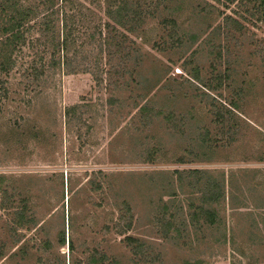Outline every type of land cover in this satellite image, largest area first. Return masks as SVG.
Returning a JSON list of instances; mask_svg holds the SVG:
<instances>
[{
  "label": "rangeland",
  "instance_id": "374dc122",
  "mask_svg": "<svg viewBox=\"0 0 264 264\" xmlns=\"http://www.w3.org/2000/svg\"><path fill=\"white\" fill-rule=\"evenodd\" d=\"M164 4L128 35L116 83L63 66L29 83L26 45L16 52L0 103V264H264V29L246 0ZM230 102L228 131L215 110ZM206 179L223 192L208 204Z\"/></svg>",
  "mask_w": 264,
  "mask_h": 264
},
{
  "label": "trees",
  "instance_id": "16d2710c",
  "mask_svg": "<svg viewBox=\"0 0 264 264\" xmlns=\"http://www.w3.org/2000/svg\"><path fill=\"white\" fill-rule=\"evenodd\" d=\"M165 1L0 0V103L8 95L6 82L16 65L15 54L24 45L28 50L26 78L29 83L40 81L60 66L69 73L91 72L100 82L116 83V80L123 79L127 73L126 60L135 48L129 43L128 35L140 38L145 33L146 21L164 11ZM222 1L227 5L236 0ZM246 1L253 5V15L264 29V0ZM94 17H97L98 24H94ZM162 23L171 30L176 27V20L171 17L164 18ZM236 28L240 27L237 25ZM219 105L215 118L221 124L229 121L227 130L231 131L235 106L232 102ZM189 173L194 180H199L200 175L195 177L198 170ZM220 187L219 182L206 179L201 191L202 202L208 204L220 198L223 194ZM199 211L209 224L213 223L212 211L201 207ZM14 214V222L20 223L25 218V209L16 210ZM31 219L26 213V224L32 223ZM60 244H65L64 234ZM68 247H72L71 240Z\"/></svg>",
  "mask_w": 264,
  "mask_h": 264
}]
</instances>
